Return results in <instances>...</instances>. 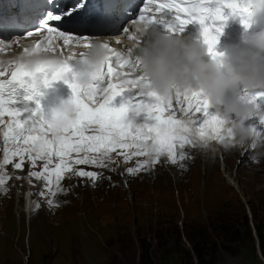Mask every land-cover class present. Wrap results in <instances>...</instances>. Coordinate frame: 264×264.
<instances>
[{"label": "snow or ice", "instance_id": "snow-or-ice-1", "mask_svg": "<svg viewBox=\"0 0 264 264\" xmlns=\"http://www.w3.org/2000/svg\"><path fill=\"white\" fill-rule=\"evenodd\" d=\"M123 2L19 0L21 11L28 14L24 23L38 20L40 25L35 33L27 35L42 32L44 36L31 49L25 48L22 57L0 69V77L8 76L0 79V131L4 143L0 192H7L6 184L11 179L6 166L22 171L27 162L28 176L44 182L40 195L48 197L50 207L58 206L52 198L64 192V179L87 178L95 184L101 178L100 173L77 166L110 169L114 164H127L143 157L136 160L134 167L126 169L129 176H135L155 166L162 156L173 164L183 161L186 156L182 150L186 145L206 147L209 141L224 143L230 137L231 129L215 111L210 112L211 106L201 93L176 92L170 98H161L147 90L150 82L137 75V63L131 55L116 51L108 43L102 45L107 55L99 64H93L85 53H80L79 58L75 53L64 55L58 42L65 47H94L89 35L73 34L71 29L84 33L113 26ZM211 2L147 0L148 6L140 10L139 21L133 23L165 24V13H171L175 22L168 23L167 29L183 31L187 25L199 24L208 54L217 61L223 57L216 51L221 28L214 24L222 19V9H231L245 25L244 17L249 9L242 0H215L216 7H210ZM154 4L155 12L161 14L158 18L147 15ZM22 26L17 17L5 18L0 14V29ZM129 39L135 40L136 35H130ZM41 52L51 56H41ZM57 81L67 84L72 95L62 107L53 110L49 119L41 106L42 89L52 87ZM125 93H130V97L123 98ZM118 97L122 98L119 107L115 104ZM262 97L264 93H257L254 98ZM66 107L74 109V115L67 120ZM258 123L264 126V120ZM251 126L258 136H264L256 123Z\"/></svg>", "mask_w": 264, "mask_h": 264}, {"label": "rangeland", "instance_id": "rangeland-1", "mask_svg": "<svg viewBox=\"0 0 264 264\" xmlns=\"http://www.w3.org/2000/svg\"><path fill=\"white\" fill-rule=\"evenodd\" d=\"M195 149L187 145L182 150L184 163L171 164L176 171L165 163L162 170L151 167L129 176L126 169L143 157L110 169L77 166L101 178L95 184L87 178L64 179V192L52 198L58 206L50 207L48 197L40 195L41 181L34 190L39 207L32 219L17 215V207L31 199L26 200L25 190L15 197L9 181L7 192H0V264H141L144 243L151 264H200L189 240V234L198 233L211 237L209 248L218 246L205 264H264L257 233L259 226L264 234V144L238 146L234 156L229 154V170L223 157L206 152L211 162L218 159L210 179L202 161H193ZM258 153L259 162L253 163L250 156ZM153 175L160 178L154 181ZM228 217L234 218L233 231L241 240L232 246L213 231L228 227Z\"/></svg>", "mask_w": 264, "mask_h": 264}, {"label": "clouds", "instance_id": "clouds-1", "mask_svg": "<svg viewBox=\"0 0 264 264\" xmlns=\"http://www.w3.org/2000/svg\"><path fill=\"white\" fill-rule=\"evenodd\" d=\"M243 6L249 9L244 17L247 22L259 24L264 18V0H243ZM160 24L137 25L136 39L127 52L137 63V75L150 82L147 90L165 99L176 92L201 93L231 129L230 137L223 143L225 148L242 147L249 141L253 145L264 143V136H258L250 123L264 120V109L253 95L264 93V28L213 61L206 59L209 54L203 40L193 41L178 28L162 31ZM102 45L97 42L94 47L85 48L84 53L93 64H99L107 55ZM73 115L74 109L64 108L65 120ZM260 155L250 159L258 163Z\"/></svg>", "mask_w": 264, "mask_h": 264}, {"label": "bare ground", "instance_id": "bare-ground-1", "mask_svg": "<svg viewBox=\"0 0 264 264\" xmlns=\"http://www.w3.org/2000/svg\"><path fill=\"white\" fill-rule=\"evenodd\" d=\"M25 48H28V46L27 45H22L21 47L17 48L15 55L13 57L9 56L7 59L8 60L11 59L12 62L13 61H16L17 60V57H19L22 53H24V49ZM128 49L129 48H126V50H124V51H128ZM197 115H199V114H197ZM250 123H256L258 129L264 131V126H260L259 123H258V120H253ZM250 143H252V142L250 141ZM3 147H4L3 140L1 139L0 140V159H2ZM195 147H196V149L192 153V154H194L193 161L196 160V158H198V160H200V162L202 161L203 165L205 166V170L207 171V173L206 172L205 173L207 174V176L208 175L210 176L209 179L212 178L211 175H212L213 171L215 173V168L218 165L217 164L218 163V159H217V161L214 160V161L211 162L210 159H209V156L207 155L206 152H208L209 155L215 154V157L216 156L217 157H219V156L223 157V162H224L225 170H229V168H231V165H229V161H231V159H232V157L229 154H232L233 155V152L232 151L235 150V149H238V145L237 146H233L231 148H225L224 145H223V143L218 142V141H215V140L209 141L206 147L200 146V145H197ZM255 151H257V149ZM164 158L165 159L161 160L163 162V165H161V163H160L159 165L153 166L152 167L153 170H155V169H157L159 167L161 168V170L164 169L162 166H164L165 163L168 164L169 167H172L171 166L172 163H170L168 161L167 157L164 156ZM119 159H122V157L119 158ZM211 159H212V157H211ZM177 163H184V160L183 161H178ZM245 164H247L246 161L244 162V165L243 166H245ZM175 167H172V169L176 171V168ZM36 170H39V167ZM243 170H245V171H243ZM243 170H241L243 173H249L246 169H243ZM6 171H7L8 175L11 177V179L7 181L6 187H8L9 181H11V184L13 185V187H15V188H13L14 191H15L14 192V196L15 197L17 196V192L18 191L20 192V191H24L25 190L26 191V194H25L26 195V200H27V198L28 199H31L30 201L27 200L25 202L26 204L23 205L22 208L17 207L18 210H19L18 213H17V215L19 214L20 219L23 216H25V215H28L32 219L33 218V212H34V210H37L38 209V208H36V206L38 205V202L35 201V199H34V190H36V191L38 190L39 187L37 188L36 187V184H40L41 181H37L34 178H30L28 176V172L30 171V165L27 162H26V164L24 166V169L22 171L21 170L14 169L12 167V165L6 166ZM164 174H165V172H163V175ZM228 175H230V174H228ZM17 177H19V179H17ZM158 178H160V177L159 176L156 177V176L153 175V178L152 179L153 180L154 179H157L158 180ZM29 180H31V183H29ZM36 213H37V211H36ZM20 225H21L20 230H23L22 222L20 223Z\"/></svg>", "mask_w": 264, "mask_h": 264}, {"label": "trees", "instance_id": "trees-1", "mask_svg": "<svg viewBox=\"0 0 264 264\" xmlns=\"http://www.w3.org/2000/svg\"><path fill=\"white\" fill-rule=\"evenodd\" d=\"M246 217V216H245ZM257 218V217H256ZM226 222H230L229 226H224V225H219L218 227L214 228V233H215V237L216 239H218L219 241H223L225 243H227L228 245L232 246V244H237L240 243L241 240L239 239V236H236L235 232L233 231L234 228V218L230 219L229 217L226 219ZM234 222V223H233ZM246 226L247 229L249 231V235L250 237H252V233H251V229L249 226L248 221H246ZM257 233L258 236L260 238V242H261V250L262 253L264 255V234H263V229L260 228L259 226H257ZM189 240L193 243V250L195 252V254L198 256L199 258V262L200 264H205V258L207 257H213L217 252H218V246L215 245V247L213 248H209L208 245L211 244L212 239L208 234H202V233H198L195 236H191L189 234ZM145 249H144V254L142 252V262L141 264H151L148 259H150V255H149V248L145 243ZM239 245V244H238ZM230 246H226L227 251H230L229 248H231ZM142 247L143 244H142Z\"/></svg>", "mask_w": 264, "mask_h": 264}, {"label": "water", "instance_id": "water-1", "mask_svg": "<svg viewBox=\"0 0 264 264\" xmlns=\"http://www.w3.org/2000/svg\"><path fill=\"white\" fill-rule=\"evenodd\" d=\"M259 254L262 256V253L259 251Z\"/></svg>", "mask_w": 264, "mask_h": 264}]
</instances>
